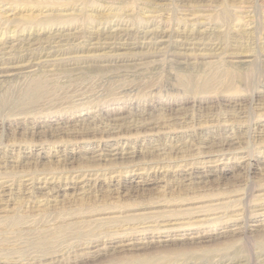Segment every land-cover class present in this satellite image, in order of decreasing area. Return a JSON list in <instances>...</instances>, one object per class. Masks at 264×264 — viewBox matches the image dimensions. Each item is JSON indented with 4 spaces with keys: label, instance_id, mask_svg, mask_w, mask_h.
I'll return each mask as SVG.
<instances>
[{
    "label": "rangeland",
    "instance_id": "obj_1",
    "mask_svg": "<svg viewBox=\"0 0 264 264\" xmlns=\"http://www.w3.org/2000/svg\"><path fill=\"white\" fill-rule=\"evenodd\" d=\"M0 264H264V0H0Z\"/></svg>",
    "mask_w": 264,
    "mask_h": 264
},
{
    "label": "bare ground",
    "instance_id": "obj_2",
    "mask_svg": "<svg viewBox=\"0 0 264 264\" xmlns=\"http://www.w3.org/2000/svg\"><path fill=\"white\" fill-rule=\"evenodd\" d=\"M130 29V28H129ZM111 33V32H110ZM11 38V37H10ZM53 40V39H52ZM50 41V40H49ZM54 44V43H53ZM42 48V47H41ZM40 48V49H41ZM32 49V48H31ZM51 49V48H50ZM34 50V49H33ZM47 52V51H46ZM9 53H11V52H9ZM38 54V53H37ZM31 57V56H30ZM215 114V113H214ZM181 115V114H180ZM216 117V116H215ZM224 143V142H223ZM215 147V146H214ZM199 175V174H198ZM201 178H202V176H200ZM247 205V204H246ZM237 230V229H236ZM6 238H4V240H5ZM3 240V239H2ZM7 240H5V242H6ZM10 241V240H9ZM10 247V246H9ZM6 249V248H5ZM9 249V248H8ZM13 249H14V246H13ZM14 252V251H13ZM15 252H17L16 250H15ZM3 253V252H2ZM9 254V253H8ZM18 255V254H17ZM9 256V255H8ZM11 256H12V254H11ZM19 256V255H18ZM10 259V258H9ZM12 259V258H11ZM14 259V258H13ZM35 258H33V260H34ZM16 260H18V259H16ZM38 260V259H37ZM34 261H36V259L34 260ZM2 262V261H1ZM14 262V261H13ZM15 262H18V261H15ZM37 262V261H36ZM33 263V262H32Z\"/></svg>",
    "mask_w": 264,
    "mask_h": 264
}]
</instances>
